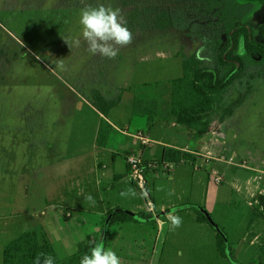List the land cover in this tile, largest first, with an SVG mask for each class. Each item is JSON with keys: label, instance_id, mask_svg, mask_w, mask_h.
Returning a JSON list of instances; mask_svg holds the SVG:
<instances>
[{"label": "rangeland", "instance_id": "obj_1", "mask_svg": "<svg viewBox=\"0 0 264 264\" xmlns=\"http://www.w3.org/2000/svg\"><path fill=\"white\" fill-rule=\"evenodd\" d=\"M111 1L0 0V264L4 243L24 230L45 231L60 257L68 254L75 243L62 236L67 234L68 219L64 218L60 201L77 205L90 202L85 200L90 195L89 163L96 156L97 124L102 121V113L81 95L93 101L89 98L91 90L99 88L107 97H113L125 85L132 87L143 78L159 79L154 64L158 60L166 62L169 51L192 53L198 49L199 43L192 40L186 28L167 27L144 33L131 29L138 13L125 12ZM99 3L120 9L133 33L132 42L121 47L113 59L90 53L82 39L79 47L73 45L82 35L81 9ZM234 16L237 21L245 18L251 25L264 22V0L235 4ZM163 72L169 77L177 73L167 69ZM251 84L252 92L230 116L219 121H213L218 114L212 116L213 122L206 125L209 132L195 140L196 146L191 141L196 137L189 138L184 131L181 137H185L182 143L189 142L183 146L188 150L199 149L204 142L207 146L201 149L208 152L209 159L204 155L198 161L201 168L196 178H200V184L193 187V193L197 199L204 189L205 194L208 191L209 217L229 233L227 250L231 260L216 250L212 225L201 224L196 209L183 207L190 202L194 165L185 157L180 164L169 162V175L159 167L149 177L156 206L161 199L179 203L174 214L181 217V225L173 230L169 215H160L159 230L147 218L140 219L138 228L119 230V235L125 233L122 238L112 241L114 236L110 235L112 239L104 246L116 252L121 264H264V208L257 207L254 215L247 205L253 199L247 192L249 182L253 191L262 193L256 199L264 195V74L252 79ZM131 92L107 114L118 129L105 121L103 124L105 133L113 134L115 141L130 142L119 129L139 127L153 139H165L185 130L180 124L171 126L169 119H161L158 114L153 126L142 123L126 98ZM235 95L236 89L229 99ZM81 99L82 106L77 102ZM180 169L183 173L171 179ZM213 171L223 177L222 182L214 180ZM135 184L134 190L143 200L148 187L142 190ZM72 212L77 215L76 210ZM249 214L255 218L250 229L258 238L241 235Z\"/></svg>", "mask_w": 264, "mask_h": 264}, {"label": "trees", "instance_id": "obj_2", "mask_svg": "<svg viewBox=\"0 0 264 264\" xmlns=\"http://www.w3.org/2000/svg\"><path fill=\"white\" fill-rule=\"evenodd\" d=\"M125 12H137L138 18L130 28L141 33L151 30L186 28L198 49L192 53L179 52L182 74L168 80L144 83L155 85L159 90L156 99L138 98L132 87L119 88L113 97H107L99 88L91 90L94 107L103 114L99 126V137L106 135L103 124L105 116L122 102L129 91L132 111L152 126L155 115L165 113L167 117L185 127L195 123L206 124L211 116H230L253 90L252 79L264 74V22L251 25L244 18L236 20L235 4L256 3L259 0H112ZM110 3V5L112 4ZM197 28L194 31V28ZM236 95L229 99L230 92ZM142 106L143 109H142ZM98 138V140L100 139ZM157 162L179 163L182 151L163 147ZM147 174V171L145 172ZM261 204L264 197L260 196ZM197 210V220L209 222L215 229V246L220 255L231 260L227 250V234L212 222L209 212L202 206H191ZM141 218L150 215L139 212ZM132 217L129 213L116 211L112 222H123ZM97 242L91 238L78 243L72 254L60 257L45 232L25 230L7 241L2 249V264H43L46 257L53 264H79L84 253Z\"/></svg>", "mask_w": 264, "mask_h": 264}, {"label": "crops", "instance_id": "obj_3", "mask_svg": "<svg viewBox=\"0 0 264 264\" xmlns=\"http://www.w3.org/2000/svg\"><path fill=\"white\" fill-rule=\"evenodd\" d=\"M179 50L174 53V51H169V59L164 62L161 60L157 61V64L164 63V67H158L157 64H154L155 71H159V79H153V78H143L142 80L136 81V83L133 85L135 86L134 91L138 98L142 99H156L159 94V90L157 86L155 85H142L144 83H153L155 81H161V80H168L175 77H179L182 74V65H181V57L179 55ZM185 53H188L184 51ZM157 55L165 56L162 52H157ZM169 70L170 71H177L175 76L169 77L168 75H164L167 72H163V70ZM137 71H140L136 68ZM162 77V78H161ZM125 87H127L125 85ZM81 98L85 100L87 103L91 102L86 99L84 96L81 95ZM82 99L78 100L77 102L81 103V106L83 105L84 101ZM77 103V104H78ZM92 105V104H91ZM112 110V109H111ZM111 112V111H110ZM101 114V113H100ZM213 116V115H212ZM211 119L208 123L202 125L199 123H195L190 127H184L185 130L177 131L172 137H166L165 139H153L148 132L146 134L151 139V144L146 147H141L136 149L135 151L139 153L144 160H151V159H158L161 155L162 148L167 147H173L176 149H184L189 144L188 141L184 142V138L182 137V132L184 131L186 136L196 137L195 139H192V144L195 145V140L202 138V136L206 135L209 131L206 127V125L211 124ZM161 119H169L170 125L176 126L177 123L172 119V117H167L165 113L160 114ZM100 118H102V114L100 115ZM143 119L142 123H145V119ZM219 115L218 117H215L213 119L219 121ZM107 121V124L114 129H118L114 124L110 121V119L105 118ZM221 119V118H220ZM212 121V122H213ZM154 123L152 124V126ZM99 126L100 123L97 124V130H96V142H97V150L95 152L96 156H92V159L90 160V167H91V175L89 177V186H90V195L94 200V203L92 202H85L84 204L77 205L74 201H60V204H62V207H64V212L62 211L64 218L68 219L67 221V234H62L64 238H71L73 242L75 243L71 244L69 247V253L62 255V257L68 256L75 252L78 247V243L85 240L86 238H91L95 240L97 243H99L101 240H103L104 245L106 246V242L110 241L112 238L110 235H113L112 241H114L115 237L122 238L124 237L125 233L123 235H119L118 231L126 228H138L141 226V220L144 219L147 220V218H141L137 216L136 214L139 212L145 213L150 215L151 220L153 221L154 225L158 226V230L161 227L160 215L167 216L173 212V210H177L175 207L179 203H175L174 200L165 201V199L159 200L158 206H156V202L153 198V191L151 190L150 186V174L151 172H157L158 168L155 169H148L146 174L147 179V187L149 191V197H145L143 194V200L137 195L136 190H134V187H136L135 182L131 179L128 173V166L125 161V154L131 150L130 142H127L125 140H118L115 141V138L113 137V134L106 133L102 137V139L99 137ZM213 128H210L212 130ZM129 130V129H128ZM136 130H139V127L133 130L125 131L119 129L121 135L125 137H129L131 141V134L132 132H135ZM143 130V129H142ZM98 138H100L98 140ZM204 142V141H203ZM202 142V143H203ZM185 144V145H182ZM206 146L205 142L202 145L204 148ZM201 147V148H202ZM207 147V146H206ZM199 148V149H201ZM196 149V148H195ZM181 150V151H182ZM234 153V152H233ZM232 153V154H233ZM233 156V155H232ZM185 157H189L194 162L193 168L191 169V197L190 202L183 204V207L187 209H194L191 206H202L201 204H205L202 207H204L208 212L210 210L208 202V191L205 189L201 195V197L195 198V194L193 193V187L197 184H200V178H196L197 175L200 174V165H198V161L204 157L203 155H196L189 151H182V161L177 163L180 164L184 161ZM121 158V162L120 159ZM110 161V162H109ZM169 164V162H168ZM183 173V170H177L175 176L172 175V178H177L179 174ZM202 181V178H201ZM204 183V182H203ZM105 185V186H104ZM249 186H247V192L249 196H251L252 203L248 202L247 205L251 206L254 215H256L257 212H254L257 207L261 209L264 208V204L258 205L255 201L256 195H262L261 192L253 191L251 188L250 182L248 183ZM128 189L133 190L136 195H128V196H121L120 193L123 191H126ZM264 197V195L262 196ZM194 200V201H192ZM201 200V201H200ZM62 202V203H61ZM202 202V203H201ZM254 205V206H253ZM168 208H174L172 211L171 209L168 211V213H161L163 210H168ZM209 209V210H208ZM69 210L70 216H66L65 212ZM77 211V215L73 216L72 211ZM123 211L125 213H129L132 215V217L128 220H125L123 222H112V216L116 211ZM171 211V212H170ZM255 218L253 215L249 214L246 227L242 230V237L249 236L251 234L254 235V238H258V234H255L254 231H252L250 228L254 224ZM204 222H201V224ZM212 235L215 240V229L211 227ZM226 230V229H225ZM25 231V230H24ZM37 231V230H36ZM45 232V231H44ZM227 234V238H230V235L227 231H225ZM21 233V232H20ZM46 233V232H45ZM118 233V234H117ZM50 241L52 242V239L49 237V235L46 233ZM133 237L135 234L132 235ZM157 237V234H156ZM5 244V243H4ZM53 246L54 243L52 242ZM56 247V246H55ZM54 247V248H55ZM73 248V252H72ZM3 249V248H2ZM56 250V249H55ZM57 252V250H56ZM58 254V252H57ZM222 256V255H221ZM224 257V256H223ZM257 264H260L259 262Z\"/></svg>", "mask_w": 264, "mask_h": 264}, {"label": "clouds", "instance_id": "obj_4", "mask_svg": "<svg viewBox=\"0 0 264 264\" xmlns=\"http://www.w3.org/2000/svg\"><path fill=\"white\" fill-rule=\"evenodd\" d=\"M79 23L82 26V35L73 42V45L79 47L82 39L87 44V50L94 55L99 54L102 57L113 59L118 55L121 47L127 46L133 40V33L126 26L120 9L105 6L103 3L95 7L88 5L82 8ZM120 195L135 196L136 193L128 189ZM85 200L94 203L91 195L86 196ZM174 212L175 210L168 216L173 230L182 223L181 217L175 215ZM43 264H53V259L46 257ZM79 264H121V262L116 252L111 248H105L101 240L91 247L89 252L81 256Z\"/></svg>", "mask_w": 264, "mask_h": 264}, {"label": "built area", "instance_id": "obj_5", "mask_svg": "<svg viewBox=\"0 0 264 264\" xmlns=\"http://www.w3.org/2000/svg\"><path fill=\"white\" fill-rule=\"evenodd\" d=\"M131 150L128 151L125 154V161L128 166V173L131 179L137 183L139 188L142 190H145L147 185V179L145 172L148 169H155L160 167L161 172L165 173L166 175L170 174V165L166 161H161L160 163L157 162L155 159L151 160H144L143 157L137 153L135 150L141 147H146L151 144V139L148 137V135L142 130H136L135 132H132L131 134ZM203 148V147H202ZM206 148V146H204ZM182 150V149H181ZM182 151H189L196 155H205L208 154V152L203 151L202 149H194V150H188L187 148H184ZM206 159H209V156H206ZM215 174L214 180L218 183L222 182L223 177L218 175L216 171H213ZM145 197H149V191L145 190ZM257 204L259 203V200L255 201ZM66 216H70V211L67 210L65 212Z\"/></svg>", "mask_w": 264, "mask_h": 264}, {"label": "water", "instance_id": "obj_6", "mask_svg": "<svg viewBox=\"0 0 264 264\" xmlns=\"http://www.w3.org/2000/svg\"><path fill=\"white\" fill-rule=\"evenodd\" d=\"M169 210H163L161 213H168Z\"/></svg>", "mask_w": 264, "mask_h": 264}]
</instances>
